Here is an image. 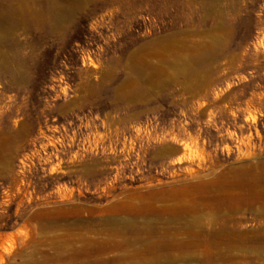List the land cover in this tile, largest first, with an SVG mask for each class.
<instances>
[{
    "label": "rangeland",
    "instance_id": "rangeland-1",
    "mask_svg": "<svg viewBox=\"0 0 264 264\" xmlns=\"http://www.w3.org/2000/svg\"><path fill=\"white\" fill-rule=\"evenodd\" d=\"M64 5L61 23L21 24L0 45V264H132L113 261L103 208L186 155L222 169L249 139L257 229L174 264H264V0ZM161 144L179 152L161 161Z\"/></svg>",
    "mask_w": 264,
    "mask_h": 264
},
{
    "label": "bare ground",
    "instance_id": "bare-ground-1",
    "mask_svg": "<svg viewBox=\"0 0 264 264\" xmlns=\"http://www.w3.org/2000/svg\"><path fill=\"white\" fill-rule=\"evenodd\" d=\"M69 3L70 0H0V45L11 49V35L21 24L61 23L67 17V10L60 12L58 18L56 8ZM4 53L5 50H0V70L5 68ZM253 141L249 139L247 147L242 140L237 157L226 161L222 169L204 158L196 160L193 155H186L170 163L168 180L158 177L105 206L102 214L109 217L102 216L101 222L111 226L107 241L118 248L113 261L142 264L144 252H150L147 260L151 264H174L185 254L184 250L203 244L218 249L231 244L221 237L257 229L261 191L259 154ZM177 152L179 149L161 144L154 157L169 160ZM177 164L186 166L175 169ZM245 207L252 216L247 226L238 221ZM177 250L181 252L175 254Z\"/></svg>",
    "mask_w": 264,
    "mask_h": 264
}]
</instances>
